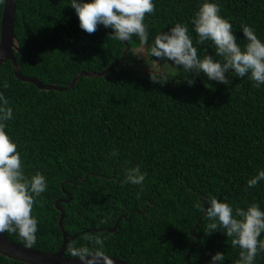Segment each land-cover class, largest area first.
Instances as JSON below:
<instances>
[{"label": "trees", "instance_id": "obj_1", "mask_svg": "<svg viewBox=\"0 0 264 264\" xmlns=\"http://www.w3.org/2000/svg\"><path fill=\"white\" fill-rule=\"evenodd\" d=\"M221 16L229 19L241 45V24L255 29L264 40V0H214ZM202 0H154L145 14L150 45L158 31L176 22L186 23L198 56L214 55L211 41L197 43L191 19ZM3 0H0V18ZM111 28L98 25L92 33L79 27L69 0H16L14 35L20 52L15 59L22 75L42 84L67 86L82 71L102 72L122 59V41ZM125 64L103 77L80 76L69 90L40 91L14 77L10 61L0 65V92L13 116L6 132L17 144L26 175L38 170L48 180L31 215L37 217L32 247L15 232L3 234L12 242L43 252H55L62 243L57 224L56 199L70 194L62 226L67 238L90 231L70 242L87 243L85 237L102 234L108 256L129 264H184L196 238L190 236L211 196L246 209L258 203L264 210V181L248 187L247 181L264 169V84L234 74L229 85L206 84L200 75H168L159 83L135 64L134 50L143 49L137 36L126 41ZM220 57H217L219 59ZM152 59H157L153 57ZM115 150L118 155L109 157ZM139 164L147 176L143 185L122 183L125 170ZM107 217V219H105ZM128 218V219H127ZM203 215L193 230L199 239L188 264H208L217 251L224 264H235L240 248L233 247L223 230L207 234ZM264 238V233L261 237ZM69 242V243H70ZM68 245V244H67ZM64 256L73 258L67 251ZM0 264H25L0 255ZM254 264H264V251Z\"/></svg>", "mask_w": 264, "mask_h": 264}, {"label": "clouds", "instance_id": "obj_2", "mask_svg": "<svg viewBox=\"0 0 264 264\" xmlns=\"http://www.w3.org/2000/svg\"><path fill=\"white\" fill-rule=\"evenodd\" d=\"M69 3L78 17L79 27L85 32L92 33L98 25H103L112 29L110 35L115 40L128 41L135 35L140 45H147L146 54L151 57L148 76L153 82L167 81L172 70L185 74L189 86L195 83L189 73H203L207 80L226 86L233 74L237 77L247 74L255 87L264 84V40L258 38L253 27L241 24L240 31L247 42L238 43L231 22L221 16L219 4L214 0H202L191 19L196 42L211 41L215 46L214 55L202 57L198 56L186 23L176 22L167 31H158L152 43L147 44L145 14L154 11V0H69ZM8 86L7 81L0 83V87ZM7 105V98L0 92V233L15 232L32 247L38 220L31 212L36 198L47 190L48 180L38 170L32 175L25 174L17 144L5 130V122L13 116L12 108ZM108 155L113 157L118 153L113 150ZM146 176L137 164L125 170L122 183L142 186ZM259 181H264V169H258L247 185L255 187ZM196 207L209 220L207 234L223 230L226 237L232 238V246L240 248L235 264H254L258 252L264 251V238L258 239L264 233V210L258 203L246 209L234 208L226 198L211 196L204 206L198 203ZM105 239L102 234L87 236V243L78 246L68 243L67 251L81 264H112ZM224 260L225 254L217 251L208 264H224Z\"/></svg>", "mask_w": 264, "mask_h": 264}, {"label": "water", "instance_id": "obj_3", "mask_svg": "<svg viewBox=\"0 0 264 264\" xmlns=\"http://www.w3.org/2000/svg\"><path fill=\"white\" fill-rule=\"evenodd\" d=\"M15 3L16 0H3V8H2V13H1V18H0V65L5 63L6 61H10L12 65V70L14 77L23 82V83H30L35 85L40 91H66L71 89L78 81V78L80 76H85V77H103L111 68L118 66V65H124L125 64V57H126V52L130 50V46L126 41H122L125 48L122 52V59L110 67H107L105 70L102 72H91V71H82L75 75L71 82L65 86H57L55 84H42L40 83L39 80L33 78V77H28L24 76L20 73L18 64L16 62L15 53L20 52L19 49V43L17 39L15 38L14 35V14H15ZM137 73L144 74L148 73L149 69L141 73L140 71L135 70ZM74 179L72 180H64L61 182V189L63 193L66 195V199H61L58 198L54 202V207L55 209L59 212L57 224L61 230L62 234V243L59 247V249L55 252H43L35 249H31L25 246H21L19 244H16L9 240L3 233H0V255L3 257H6L8 259L18 261L21 263L25 264H81V262L76 259V258H67L64 256V251L67 246V244L77 237L78 235L90 232V231H108L109 233H114L116 230L117 223L119 219L121 218L122 215L118 217V219L115 221L114 225L110 229H85L81 232L75 233L69 238H67L65 230L62 226V220L64 218V211L63 209L59 206V203H68L71 200L70 194L66 192L63 189V185L68 182H73ZM204 215L202 213L196 223L194 224L193 228L189 231L190 236L196 238L195 243L191 246L190 250L186 253L185 256V263H189V256L190 252L192 251L193 247H195L199 239L195 234H193V230L197 226L198 222L200 221L201 217ZM128 219V218H127ZM111 258L112 264H129L127 261L119 259L114 256H109Z\"/></svg>", "mask_w": 264, "mask_h": 264}, {"label": "rangeland", "instance_id": "obj_4", "mask_svg": "<svg viewBox=\"0 0 264 264\" xmlns=\"http://www.w3.org/2000/svg\"><path fill=\"white\" fill-rule=\"evenodd\" d=\"M133 53H134V59L136 60L135 61V64L136 65L138 64L137 60L143 59V62H142V64H140V66H141V68H144V70H148L149 69V66L148 65L151 64V60L145 57L144 50L143 49H136V50H134ZM173 74L185 75V74H182V73H176L175 71L169 70L168 75H173ZM189 74H195V73H189ZM198 75H200L202 81L204 83H206V84H215V83H218L216 81H209V80H207L206 76L203 73H200Z\"/></svg>", "mask_w": 264, "mask_h": 264}]
</instances>
